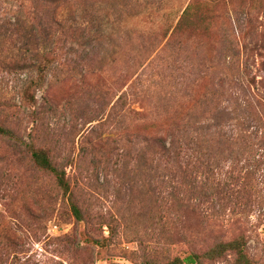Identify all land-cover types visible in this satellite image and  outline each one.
<instances>
[{"label":"rangeland","instance_id":"374dc122","mask_svg":"<svg viewBox=\"0 0 264 264\" xmlns=\"http://www.w3.org/2000/svg\"><path fill=\"white\" fill-rule=\"evenodd\" d=\"M0 125V264H264V0H0Z\"/></svg>","mask_w":264,"mask_h":264},{"label":"trees","instance_id":"16d2710c","mask_svg":"<svg viewBox=\"0 0 264 264\" xmlns=\"http://www.w3.org/2000/svg\"><path fill=\"white\" fill-rule=\"evenodd\" d=\"M122 99V98H121ZM177 125V126H175ZM180 125V126H179ZM172 130L175 128L178 130V134H172V138L169 142L158 139L154 142L157 143V153L159 155V168H161L162 164L165 168L170 167H178L181 171L184 169H188L192 163H197L199 160L193 162V159L196 158L194 155L200 151V147L198 145L199 142H195V139L192 140L193 145H189L187 142V129L184 125H181L178 121L174 122L172 125ZM0 137L13 139L15 138V134L9 129L0 125ZM197 140V138H196ZM33 155V159L35 163L41 167L44 171L52 173L59 181L60 185L63 188H67V184L65 182V175L62 174L52 162L49 154L45 150H37L32 149L31 151ZM185 173V172H183ZM193 207V205H189ZM72 212L75 215L78 221H82L81 210L79 206L75 202H71ZM245 236L241 235L234 240L227 243H217L211 248L206 249V251L202 253H197L195 251H191L187 257L175 258L173 261L167 264H205L208 263H216L223 259L227 254H234L237 256L238 264H252L250 259L246 253V242ZM145 264H158L156 261L145 262Z\"/></svg>","mask_w":264,"mask_h":264}]
</instances>
